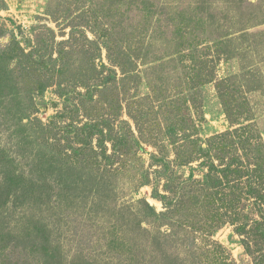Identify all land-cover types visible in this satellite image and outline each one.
<instances>
[{
  "label": "rangeland",
  "instance_id": "obj_1",
  "mask_svg": "<svg viewBox=\"0 0 264 264\" xmlns=\"http://www.w3.org/2000/svg\"><path fill=\"white\" fill-rule=\"evenodd\" d=\"M12 41L55 72L32 92L1 83L0 264H261L264 208L228 210L205 238L142 203L165 213L160 179L179 194L212 162L244 181L262 165L264 193V0H0V52ZM178 149L199 159L177 166Z\"/></svg>",
  "mask_w": 264,
  "mask_h": 264
},
{
  "label": "trees",
  "instance_id": "obj_2",
  "mask_svg": "<svg viewBox=\"0 0 264 264\" xmlns=\"http://www.w3.org/2000/svg\"><path fill=\"white\" fill-rule=\"evenodd\" d=\"M106 36L107 43L104 42V49L107 51V59L109 63L113 67H117L121 71V74L124 75V77L121 79L122 81L128 78H132L133 76L131 73L133 72H131L130 70H126L123 61L125 60V54L120 55V52H116V41L109 37V35ZM188 36L190 37V34L183 36L185 37V39L183 40H186V37L188 38ZM77 41H80L81 44H75L76 48H78V46L79 48L84 46V42L87 44V47L84 48V54H87V58L85 59V61L87 59L89 60V58L93 56L92 54H90V52L92 51L91 48L95 43L85 37H83V39H77ZM186 42L187 46H193L195 43L194 41ZM196 45L198 44L196 43ZM196 45L192 47V51H195L193 50V48ZM34 53L35 52L33 51L26 53L20 46L19 42L16 41H12L11 44H9L8 50L0 52V66L4 60H7L8 62L15 61V64L10 69L1 66L3 72H0V87L2 84H5L6 88L16 87L17 89H26L25 91L32 92L34 90L33 88L35 82L38 83L39 80L44 83V89L49 87L50 82L53 81L55 70L54 68L53 71L48 70L45 62L40 59L42 57H40L39 60L34 57ZM95 68L90 65V69L94 73H100L97 72ZM36 70H38L39 73H44V75L42 76L43 79H41L39 75H34V73H36ZM33 76H37L39 80L37 78L34 82H32L33 78L31 77ZM19 84H21L22 86ZM82 86L86 87L85 83H82ZM219 87L220 81L219 83H216L217 90L219 89ZM227 115L229 116L228 113ZM94 129L100 135L104 132V128L102 129L99 125H94ZM130 133H132V131ZM87 139H89V137H87ZM110 142H112V146L114 148L115 146L113 145V140H110ZM210 147H212V144L210 145ZM229 148L230 150L234 149L235 151L240 149L238 145H235V143L231 144ZM222 151L224 153V150ZM92 152L94 154L96 153V151ZM190 152L191 153H183L178 149V152L175 153L177 161L179 160V165L177 166L190 164L196 162L199 159V157L193 158V151ZM199 152L202 153V151ZM114 153L118 152L115 151ZM223 153L221 152V154ZM119 154L122 155L123 153ZM221 154H216L214 158H217L216 160L222 164V162L224 161L223 157L225 155L223 154L221 156ZM205 156L208 157L209 154L205 153ZM202 166H204L206 169V172L203 175V181H199L196 179L187 186L181 185V193H179L181 195L178 194V187L177 185H174L172 183L169 175L167 176V179L166 177L164 179L161 178L160 180H163L165 182L163 188H161L160 191H158L157 189H153L151 196L153 199H156L162 203L165 208V213H156L155 209L145 201L142 203L144 206L143 213H146L147 215L155 217L157 219L166 217L169 214H172V216L175 213L180 214L182 219L185 218L181 221L183 225H186L194 232L199 231L204 234L205 238H209L210 236H212L213 231L219 228L223 221V218H225L228 214V210L232 212L228 215L237 217L239 215L238 212H240L239 210L237 212V208L239 205L242 206V209L250 204L256 205L255 210L257 208V211L259 212H261V207L264 208V193H261V172L263 169L262 165H252V167L248 168L249 176H251L250 178H248V181H244V178L247 177V175H245L246 172L242 171L243 168H240L242 165H213L212 162L211 165ZM166 169L169 170L168 168ZM144 176V181L141 186L150 185L151 182L149 175L147 174ZM157 181L155 182L157 183ZM262 190L264 192V189ZM222 210H224L225 213ZM236 217H229L228 222L234 223L237 220ZM257 225H259V222L255 221V226ZM240 230H242V228ZM261 238V241H264V235H261ZM211 243H213L215 249H220L223 254L224 251L221 245L215 242ZM263 249L264 246L262 245L261 264H264ZM213 251L214 250H212V252ZM210 255L214 256L213 253ZM223 255H225V252ZM224 263L233 264L232 261Z\"/></svg>",
  "mask_w": 264,
  "mask_h": 264
},
{
  "label": "bare ground",
  "instance_id": "obj_3",
  "mask_svg": "<svg viewBox=\"0 0 264 264\" xmlns=\"http://www.w3.org/2000/svg\"><path fill=\"white\" fill-rule=\"evenodd\" d=\"M151 203H153L152 201H150Z\"/></svg>",
  "mask_w": 264,
  "mask_h": 264
}]
</instances>
